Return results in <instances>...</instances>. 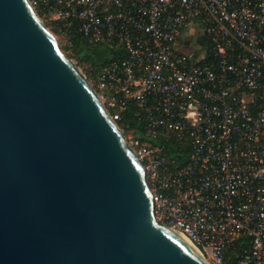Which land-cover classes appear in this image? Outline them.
Returning <instances> with one entry per match:
<instances>
[{
  "label": "built area",
  "instance_id": "1",
  "mask_svg": "<svg viewBox=\"0 0 264 264\" xmlns=\"http://www.w3.org/2000/svg\"><path fill=\"white\" fill-rule=\"evenodd\" d=\"M27 1L108 55L91 86L116 124L135 109L156 222L210 264H264V0Z\"/></svg>",
  "mask_w": 264,
  "mask_h": 264
},
{
  "label": "water",
  "instance_id": "2",
  "mask_svg": "<svg viewBox=\"0 0 264 264\" xmlns=\"http://www.w3.org/2000/svg\"><path fill=\"white\" fill-rule=\"evenodd\" d=\"M27 0H0V264H205Z\"/></svg>",
  "mask_w": 264,
  "mask_h": 264
},
{
  "label": "rangeland",
  "instance_id": "3",
  "mask_svg": "<svg viewBox=\"0 0 264 264\" xmlns=\"http://www.w3.org/2000/svg\"><path fill=\"white\" fill-rule=\"evenodd\" d=\"M43 23L54 36L60 50L76 65L78 70L91 85L93 77L92 73L109 60L105 51L99 49L98 52L92 56V59L89 63L84 62L81 60L84 57V51L79 50L82 48V45H75V43L71 41V35L58 32L54 28L53 24H51L48 20H43ZM120 130L122 131L125 139H128L132 135L131 130L121 128Z\"/></svg>",
  "mask_w": 264,
  "mask_h": 264
},
{
  "label": "trees",
  "instance_id": "4",
  "mask_svg": "<svg viewBox=\"0 0 264 264\" xmlns=\"http://www.w3.org/2000/svg\"><path fill=\"white\" fill-rule=\"evenodd\" d=\"M72 39L75 45H82V48L79 50L84 51V57L81 59L84 62L89 63L92 59V56L98 52L100 49L99 46L89 45L78 33L72 32L71 34ZM102 50V49H100ZM103 51V50H102ZM97 69L92 73V76L96 74ZM117 126L121 129L131 130L132 134H138L140 130V124L136 119V112L134 108H130L127 112L123 115L122 119L117 122ZM165 149L166 155L170 158V160H174L178 163H184L186 161L185 156H177L176 153L178 149L181 147L175 143H169ZM235 257H231L230 263H233Z\"/></svg>",
  "mask_w": 264,
  "mask_h": 264
},
{
  "label": "bare ground",
  "instance_id": "5",
  "mask_svg": "<svg viewBox=\"0 0 264 264\" xmlns=\"http://www.w3.org/2000/svg\"><path fill=\"white\" fill-rule=\"evenodd\" d=\"M176 236L183 241L205 264H210L206 259L202 258L197 249L182 235L176 234Z\"/></svg>",
  "mask_w": 264,
  "mask_h": 264
}]
</instances>
